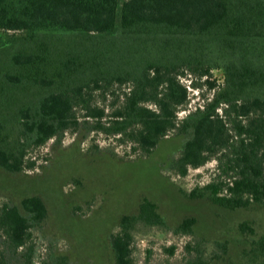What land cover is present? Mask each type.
<instances>
[{"label":"trees","instance_id":"1","mask_svg":"<svg viewBox=\"0 0 264 264\" xmlns=\"http://www.w3.org/2000/svg\"><path fill=\"white\" fill-rule=\"evenodd\" d=\"M189 88L207 91L179 117ZM95 92L115 98L97 107ZM89 119L88 132L144 158L179 139L167 163L178 176L215 161L212 179L187 198L264 209V0H0V170L34 169L30 150ZM46 218L38 196L3 203L0 264H12L7 253L16 257ZM139 223L167 227L143 198L109 237L113 264H131ZM196 225L187 217L173 231L193 237ZM183 254L185 264H264V226L245 220L232 235L194 236Z\"/></svg>","mask_w":264,"mask_h":264},{"label":"rangeland","instance_id":"2","mask_svg":"<svg viewBox=\"0 0 264 264\" xmlns=\"http://www.w3.org/2000/svg\"><path fill=\"white\" fill-rule=\"evenodd\" d=\"M214 76L219 79L221 74ZM180 82L189 84L188 79ZM205 91L189 88V105L178 116L201 103ZM113 98L95 92L91 105L107 108ZM77 117L82 123V112H77ZM87 121V126L68 130L60 143L50 140L30 150L34 169L21 174L0 170V206L18 205L24 197L38 196L47 207V218L31 229V239L23 250L16 257L7 253L12 264H57L60 257H66L68 264H113L109 237L117 232L122 216L137 212L143 198L157 205L167 227L134 226L131 264H185L183 248L194 236L232 235L245 220L257 231L263 230L264 209L233 212L205 199L187 198L194 188L212 179L215 161L189 168L181 177L167 169L181 144L179 139L164 140L144 158L138 152L130 153L129 145L119 144L114 137L88 132L92 119ZM191 216L197 219L194 236L174 233L177 224Z\"/></svg>","mask_w":264,"mask_h":264}]
</instances>
